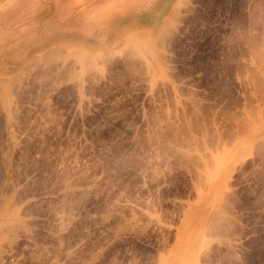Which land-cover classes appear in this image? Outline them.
<instances>
[{"label": "rangeland", "instance_id": "obj_1", "mask_svg": "<svg viewBox=\"0 0 264 264\" xmlns=\"http://www.w3.org/2000/svg\"><path fill=\"white\" fill-rule=\"evenodd\" d=\"M43 1L0 0V264H264V0Z\"/></svg>", "mask_w": 264, "mask_h": 264}, {"label": "clouds", "instance_id": "obj_2", "mask_svg": "<svg viewBox=\"0 0 264 264\" xmlns=\"http://www.w3.org/2000/svg\"><path fill=\"white\" fill-rule=\"evenodd\" d=\"M150 0H91L79 13L81 30L90 37L103 39L122 15L147 10Z\"/></svg>", "mask_w": 264, "mask_h": 264}, {"label": "crops", "instance_id": "obj_3", "mask_svg": "<svg viewBox=\"0 0 264 264\" xmlns=\"http://www.w3.org/2000/svg\"><path fill=\"white\" fill-rule=\"evenodd\" d=\"M40 1H43V0H40ZM91 1V0H90ZM90 1H89V3H90ZM157 0H151L150 1V3H151V6L156 2ZM44 2V6L46 7L47 5H48V3L46 2V0H44L43 1ZM88 4V2H87V0H81L80 1V3H79V5H78V7H77V11H81L86 5ZM48 6H50L51 7V5H48ZM142 12V11H141ZM141 12H137V13H133V14H129L128 16H129V18H130V20H131V22H132V25L134 26V25H136V24H143L144 22H143V20L144 21H146V19L143 17V20L141 19L142 18V16L140 15V13ZM134 18H138V19H136V20H134ZM148 20V19H147ZM151 20V19H150ZM47 21H48V19L46 18V19H44V29H45V27H47L48 25L46 24L47 23ZM35 25V26H34ZM42 27V22L41 23H39V22H36L35 24H31V26L29 27L30 28V30L29 31H31L32 32V29H33V27ZM36 28H35V30H36Z\"/></svg>", "mask_w": 264, "mask_h": 264}, {"label": "bare ground", "instance_id": "obj_4", "mask_svg": "<svg viewBox=\"0 0 264 264\" xmlns=\"http://www.w3.org/2000/svg\"><path fill=\"white\" fill-rule=\"evenodd\" d=\"M2 88H3V87H2ZM181 233H182V234L185 233L184 229H182Z\"/></svg>", "mask_w": 264, "mask_h": 264}]
</instances>
